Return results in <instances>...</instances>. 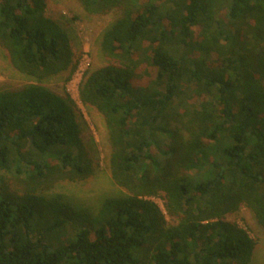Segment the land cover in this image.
<instances>
[{
    "label": "trees",
    "instance_id": "obj_1",
    "mask_svg": "<svg viewBox=\"0 0 264 264\" xmlns=\"http://www.w3.org/2000/svg\"><path fill=\"white\" fill-rule=\"evenodd\" d=\"M79 2L120 12L79 97L125 194L95 214L44 194L96 172L76 102L43 85L78 61L46 0H0V48L36 81L0 91V264H250L230 217L245 206L264 229V0Z\"/></svg>",
    "mask_w": 264,
    "mask_h": 264
},
{
    "label": "rangeland",
    "instance_id": "obj_2",
    "mask_svg": "<svg viewBox=\"0 0 264 264\" xmlns=\"http://www.w3.org/2000/svg\"><path fill=\"white\" fill-rule=\"evenodd\" d=\"M46 15L57 21L69 34L77 69L70 80L65 73L60 74L43 85L55 93L69 95L78 107L77 119L81 128V137L87 152L93 160L96 172L85 181H61L44 194L51 198L67 202L73 207L95 214L109 197L124 195L117 186L109 169L110 145L108 130L103 115L94 107L85 105L79 97V86L87 71L94 70L106 61L100 51V40L104 29L120 15L118 10L105 14H89L79 0H46ZM224 4L219 16L225 17ZM36 82L13 68L6 51L0 48V91L14 90ZM166 214L161 196L150 197ZM167 216V214H166ZM169 223L171 219L167 216ZM255 241V248L250 264H264V229L258 223L253 211L243 206L239 213L230 217Z\"/></svg>",
    "mask_w": 264,
    "mask_h": 264
}]
</instances>
